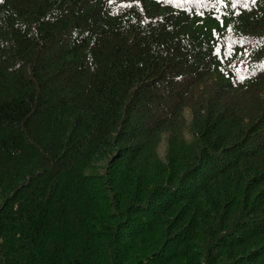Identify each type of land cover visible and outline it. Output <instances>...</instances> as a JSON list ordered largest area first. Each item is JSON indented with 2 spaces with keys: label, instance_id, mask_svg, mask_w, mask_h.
Masks as SVG:
<instances>
[{
  "label": "trees",
  "instance_id": "obj_1",
  "mask_svg": "<svg viewBox=\"0 0 264 264\" xmlns=\"http://www.w3.org/2000/svg\"><path fill=\"white\" fill-rule=\"evenodd\" d=\"M232 2L0 0V264H264V0Z\"/></svg>",
  "mask_w": 264,
  "mask_h": 264
},
{
  "label": "snow or ice",
  "instance_id": "obj_2",
  "mask_svg": "<svg viewBox=\"0 0 264 264\" xmlns=\"http://www.w3.org/2000/svg\"><path fill=\"white\" fill-rule=\"evenodd\" d=\"M110 2H111V0H110ZM186 2H191V0H186ZM200 2L202 3L203 2V0H200ZM241 2V0H233V2H232V7L234 8L235 6H236V4L237 3H240ZM244 2H245V6H246V4H247V0H244ZM253 2H255V0H253ZM215 4H225V0H215ZM225 6H227V4H225ZM219 10V9H218ZM239 13H237V15H238ZM232 29H231V27H229V31H231ZM179 78V77H178Z\"/></svg>",
  "mask_w": 264,
  "mask_h": 264
}]
</instances>
